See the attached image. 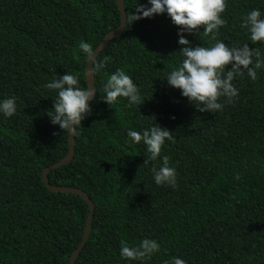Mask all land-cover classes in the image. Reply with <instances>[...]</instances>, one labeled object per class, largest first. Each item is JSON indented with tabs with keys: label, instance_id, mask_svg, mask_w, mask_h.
I'll list each match as a JSON object with an SVG mask.
<instances>
[{
	"label": "trees",
	"instance_id": "1",
	"mask_svg": "<svg viewBox=\"0 0 264 264\" xmlns=\"http://www.w3.org/2000/svg\"><path fill=\"white\" fill-rule=\"evenodd\" d=\"M124 2L129 17L147 4ZM253 8L264 14V0H227L217 39L264 52L241 27ZM120 24L117 0H0V98H18L14 116L0 115V264H70L80 246L88 201L51 191L43 180L70 149V136L47 115L56 93L44 84L70 72L88 87L79 42L94 51ZM179 27L167 13L136 20L96 59L106 67L95 71L96 96L75 136L74 158L48 175L95 205L76 264H165L172 256L187 264H264V69L255 81L246 72L235 78L239 96L221 98L222 111L200 112L164 78L182 60ZM199 32L184 35L209 46L210 35ZM117 68L138 84L143 103L129 108L120 98L111 107L103 100V83ZM157 123L175 137L162 149L177 170L175 188L156 185L150 169L159 158L144 164L146 146L127 142L129 128ZM144 238L160 250L142 262L120 258L122 239L135 246Z\"/></svg>",
	"mask_w": 264,
	"mask_h": 264
},
{
	"label": "clouds",
	"instance_id": "2",
	"mask_svg": "<svg viewBox=\"0 0 264 264\" xmlns=\"http://www.w3.org/2000/svg\"><path fill=\"white\" fill-rule=\"evenodd\" d=\"M226 7L227 0H147V4L138 3L134 7L136 11L130 17L126 16V22L123 21L127 27L136 20L167 13L172 23L180 26L178 43L183 45L179 49L182 60L164 78L169 86L180 89L181 95L187 97L200 112L222 111L225 105L221 98L231 103L239 96L234 79L242 78L246 72L247 77L255 81L258 78L257 70L264 69V52L260 48L250 47L249 43L239 45L230 42L226 45L225 40L217 39L220 27L226 23L222 16ZM201 25L203 31L199 32ZM241 27L247 30L252 44H264V14L260 9L253 8L247 12ZM196 32L203 33L205 37L210 35L209 46L192 45L184 35ZM78 48L85 59L92 62L94 71L99 72L106 67L105 61L93 60L94 51L89 42L81 40ZM229 63L231 68L226 70L225 66ZM44 87L56 93L53 106L47 111L50 122L59 125L63 133L70 137L79 135L81 122L91 114L92 106L88 101L94 97L95 88L90 85L82 88L79 75L70 72L53 77ZM102 92L103 100L111 107L119 103L120 98H127L126 106L129 108L145 101L138 84L121 68L108 75ZM17 100L15 96L0 98V115L5 118L14 116L18 111ZM169 141L175 142L172 131L159 123L141 131L133 128L127 130L128 143L146 146L144 164L159 158L160 166L153 163L150 169L155 184L175 188L178 183L177 170L170 165L169 157L162 154ZM235 179H240L238 173ZM120 245V258L127 261L142 262L160 250L158 241L151 238H144L135 246L122 239ZM165 264H187V261L172 256Z\"/></svg>",
	"mask_w": 264,
	"mask_h": 264
},
{
	"label": "water",
	"instance_id": "3",
	"mask_svg": "<svg viewBox=\"0 0 264 264\" xmlns=\"http://www.w3.org/2000/svg\"><path fill=\"white\" fill-rule=\"evenodd\" d=\"M117 2H118L119 9L121 12V24L119 27H117L116 29L109 32L105 36L103 42L94 50V54H93V60L94 61H96L98 56L105 49V47L109 44V42L112 39H114L118 34L122 33L126 28L125 23H123V21L126 22V16H127L125 2H124V0H117ZM95 76H96V74H95V71L93 69V64L91 61H88L87 69H86V80H87L88 86L90 85L91 87L95 88V90H96ZM95 96H96V92L94 93V97L91 98L88 101V103L91 104L92 101L94 100ZM69 144H70V149H69L68 155L65 158H63L62 160L58 161L57 163L46 168L44 173H43V180H44V183L46 184V186L49 188V190L54 191V192H69V193L79 194L82 197H84L89 203L91 212H90L88 219H87V224H86L85 232H84V238H83L80 246L73 253V255L71 257V261H70V264H76V261L79 258L80 253L83 250V248L85 247L86 243L88 242L90 235H91V232H92L95 205H94L93 201L91 200V198L89 197V195L86 192H84L83 190H80L78 188H70V187L52 185L50 183V180L48 177L51 170L58 168V167H61L63 165H66L73 160L74 155H75V151H76L75 136L69 137Z\"/></svg>",
	"mask_w": 264,
	"mask_h": 264
}]
</instances>
